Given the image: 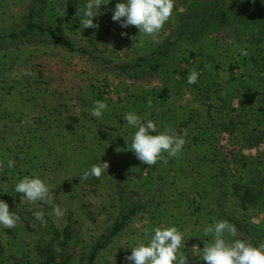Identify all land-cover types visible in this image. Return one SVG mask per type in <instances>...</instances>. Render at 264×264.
I'll use <instances>...</instances> for the list:
<instances>
[{
  "label": "rangeland",
  "instance_id": "rangeland-1",
  "mask_svg": "<svg viewBox=\"0 0 264 264\" xmlns=\"http://www.w3.org/2000/svg\"><path fill=\"white\" fill-rule=\"evenodd\" d=\"M210 1L175 0L153 40L112 20L121 0H104L95 29L83 28L76 15L87 0H48L32 22L35 0H0L1 35L20 34L31 22L75 50L40 34L32 44L0 42V200L21 217L15 229L0 225V264H86L91 246L132 204L142 209L93 264H131L125 259L131 248L161 226L185 234L180 251L188 264H205L202 249L213 234L204 228L225 215L255 228L264 243V29L213 24L196 44L178 40L179 16ZM222 1L228 9L248 2ZM251 1L264 11V0ZM167 42L171 51L152 78L118 75L99 62L133 63ZM193 69L200 75L189 84ZM97 100L108 105L99 119L91 115ZM127 112L151 119L157 133L172 127L186 141L182 152L164 153L167 163L143 164L131 151L137 129L123 119ZM104 161L108 173L81 179ZM34 174L49 185L61 217L15 192L20 179ZM237 231L235 238L247 240Z\"/></svg>",
  "mask_w": 264,
  "mask_h": 264
},
{
  "label": "clouds",
  "instance_id": "clouds-1",
  "mask_svg": "<svg viewBox=\"0 0 264 264\" xmlns=\"http://www.w3.org/2000/svg\"><path fill=\"white\" fill-rule=\"evenodd\" d=\"M108 3L104 0H87L83 9H77L76 15L81 16L83 28H98L99 25L93 20L97 11L99 14V9ZM174 7L175 0H121L115 4L111 18L120 22L122 28L135 26L139 33L156 40L165 23L172 17ZM122 35L126 36L127 33ZM241 54L247 55L243 50ZM25 75L35 74L26 71ZM199 75L193 69L188 75V83H196ZM107 107L104 101L97 100L91 115L99 119ZM123 119L137 129L132 136L131 151L143 164L153 166L158 161L167 163L164 153L174 158L182 152L186 141L172 127L157 133L156 124L151 119L143 122L134 112L125 113ZM7 166L13 168L15 161L8 160ZM108 168L107 161L93 164L90 170L83 173L81 179L87 180L90 176L100 178L104 172L108 173ZM14 190L30 203L43 202L52 206L56 217L63 215L60 206L54 202L49 185L38 175L24 176L15 184ZM34 217L41 223H46L43 211L34 212ZM20 220V215L10 211L9 205L0 200V225L5 229H15ZM145 231L147 234V230ZM153 232L147 242L141 241L131 248V255L125 257L127 261L131 264H188V257L180 251L185 244V234L182 231L175 226H161L154 228ZM204 234H213V240L204 242L202 249V260L205 264H264V243L254 246L250 241L235 238L238 235L237 228L229 221L219 220L209 224L204 228ZM193 248L199 246L193 245Z\"/></svg>",
  "mask_w": 264,
  "mask_h": 264
},
{
  "label": "trees",
  "instance_id": "trees-1",
  "mask_svg": "<svg viewBox=\"0 0 264 264\" xmlns=\"http://www.w3.org/2000/svg\"><path fill=\"white\" fill-rule=\"evenodd\" d=\"M48 0H35V5L31 9L29 18H33L45 10ZM176 35L178 40H183L188 44H196L213 24L218 26H230L231 24L254 23L264 29V11L257 8L254 1L247 3L237 1L231 9L225 7L222 0H212L204 5H197L182 13L179 18ZM27 30L22 33H10L1 35L0 42L19 39L24 44H32L35 40L32 35L40 34L62 44L68 52L74 53L72 44L53 31H47L42 26L31 23ZM173 43L167 42L155 49L148 56H140L133 63L116 64L110 60L99 59L100 64L110 72L118 75H126L132 79H148L158 72L162 67V62L171 51ZM142 209L141 206L132 204L123 213L119 220L114 222L105 232L99 241L90 248V255L86 264H93L95 258L104 247L116 238L125 229L128 221L135 217ZM224 219L234 224L237 230L241 231L254 246H259L258 231L231 215H225Z\"/></svg>",
  "mask_w": 264,
  "mask_h": 264
}]
</instances>
